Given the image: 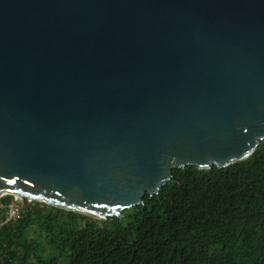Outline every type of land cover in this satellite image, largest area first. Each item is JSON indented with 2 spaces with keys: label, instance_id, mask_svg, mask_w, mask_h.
<instances>
[{
  "label": "water",
  "instance_id": "obj_1",
  "mask_svg": "<svg viewBox=\"0 0 264 264\" xmlns=\"http://www.w3.org/2000/svg\"><path fill=\"white\" fill-rule=\"evenodd\" d=\"M264 140V0H0V198L122 218Z\"/></svg>",
  "mask_w": 264,
  "mask_h": 264
},
{
  "label": "trees",
  "instance_id": "obj_2",
  "mask_svg": "<svg viewBox=\"0 0 264 264\" xmlns=\"http://www.w3.org/2000/svg\"><path fill=\"white\" fill-rule=\"evenodd\" d=\"M171 175L121 219L24 200L6 222L0 209V264H264V140L227 168Z\"/></svg>",
  "mask_w": 264,
  "mask_h": 264
},
{
  "label": "built area",
  "instance_id": "obj_3",
  "mask_svg": "<svg viewBox=\"0 0 264 264\" xmlns=\"http://www.w3.org/2000/svg\"><path fill=\"white\" fill-rule=\"evenodd\" d=\"M16 197L6 204L0 203V209L4 211L6 222H15L20 216L23 205L16 202Z\"/></svg>",
  "mask_w": 264,
  "mask_h": 264
},
{
  "label": "rangeland",
  "instance_id": "obj_4",
  "mask_svg": "<svg viewBox=\"0 0 264 264\" xmlns=\"http://www.w3.org/2000/svg\"><path fill=\"white\" fill-rule=\"evenodd\" d=\"M16 198H17V199H16V202H18L19 204L24 205V200H25V199H22V198H20V197H16ZM61 264H64L63 259L61 260Z\"/></svg>",
  "mask_w": 264,
  "mask_h": 264
},
{
  "label": "clouds",
  "instance_id": "obj_5",
  "mask_svg": "<svg viewBox=\"0 0 264 264\" xmlns=\"http://www.w3.org/2000/svg\"><path fill=\"white\" fill-rule=\"evenodd\" d=\"M10 196H11V195H10ZM13 198H14V196H13ZM22 199H24V198H22ZM25 200H26V199H25ZM32 203H33V202H32ZM32 203H31V204H32ZM26 204H27V200H26ZM31 204H30V205H31Z\"/></svg>",
  "mask_w": 264,
  "mask_h": 264
}]
</instances>
